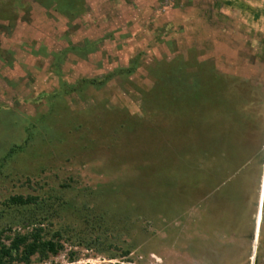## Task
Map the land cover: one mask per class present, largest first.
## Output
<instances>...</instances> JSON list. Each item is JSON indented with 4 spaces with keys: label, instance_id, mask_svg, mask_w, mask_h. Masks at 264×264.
<instances>
[{
    "label": "rangeland",
    "instance_id": "374dc122",
    "mask_svg": "<svg viewBox=\"0 0 264 264\" xmlns=\"http://www.w3.org/2000/svg\"><path fill=\"white\" fill-rule=\"evenodd\" d=\"M230 2L0 0L3 242L61 232L31 264H264V94L252 108L242 80L225 89L246 127L185 99L202 60L264 89L248 64L264 14L246 11L264 0Z\"/></svg>",
    "mask_w": 264,
    "mask_h": 264
},
{
    "label": "trees",
    "instance_id": "16d2710c",
    "mask_svg": "<svg viewBox=\"0 0 264 264\" xmlns=\"http://www.w3.org/2000/svg\"><path fill=\"white\" fill-rule=\"evenodd\" d=\"M227 4H230V0H226ZM58 8H63L69 11H74V8H70V5L66 3L64 6L58 4ZM248 16L252 18L251 23H257L259 19V15L262 13L264 14V8L253 6V4H248L246 8ZM258 34L255 36V34ZM262 33V34H261ZM262 35V37H261ZM249 49L251 51V56L248 59V64H258L259 66L264 65V31H256L254 32V28L250 30L249 35ZM255 40H259L256 42L257 44H253ZM210 42L209 39L206 40ZM211 61V60H210ZM199 66V78H195V75H189L184 79V85L189 88L191 91L185 95V99L189 102H207L212 103L213 107L219 110V113H222L225 109L228 111H232L234 117L233 124L241 125L244 123L245 127L248 126L251 122V119L242 121L241 117L239 116L241 113V107L243 104L246 105V100L249 101L250 106L257 107L258 104L257 99L261 94H264V89L262 90L260 82L257 79L252 80L249 76L241 77L238 73L233 74L232 76H227L218 70L215 66L214 62H209L207 60L200 61ZM136 69V66H128L127 68H121L119 71L123 74H132ZM191 73V72H190ZM189 73V74H190ZM198 75L197 73H195ZM175 71L169 75L168 79L172 82H180L181 78L178 75L175 77ZM192 76V77H191ZM112 75H108L104 80L96 81L90 80L89 83L95 85L96 87H101L105 83H107ZM242 80L243 85H246V91L249 93L247 98L243 100V104H237L236 100L232 99L229 102L224 97L225 92L229 86V83H236ZM245 92V91H244ZM224 101V104L221 103ZM235 102V103H233ZM228 105V106H227ZM205 106V105H204ZM244 107V105H243ZM253 108V107H252ZM249 110V109H248ZM253 111H250L252 114ZM250 118V117H249ZM235 120L237 122H235ZM250 122V123H249ZM252 126V125H251ZM250 127V126H249ZM251 129V128H250ZM13 203H18L20 205H29L33 202L32 198H23L21 196L12 197L10 199ZM5 230L0 231V264H14L15 262H20L23 264H31L32 257L37 256L39 261L46 260L51 255H56L60 250L63 249V244L60 242L62 238V234L59 231L54 232L49 238L45 236L44 229L42 227H35L26 232H14L10 236H5L8 240V243L3 242L1 240L2 235L4 234ZM57 238V239H55ZM128 251H125L124 254L126 255Z\"/></svg>",
    "mask_w": 264,
    "mask_h": 264
}]
</instances>
